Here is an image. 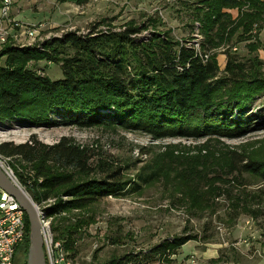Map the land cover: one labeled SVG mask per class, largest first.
Segmentation results:
<instances>
[{
    "label": "rangeland",
    "instance_id": "rangeland-1",
    "mask_svg": "<svg viewBox=\"0 0 264 264\" xmlns=\"http://www.w3.org/2000/svg\"><path fill=\"white\" fill-rule=\"evenodd\" d=\"M10 1L11 16L39 29L37 42L69 30L85 33L102 20L100 29L118 30L135 23L146 26L139 36L167 32L174 42L191 47L204 60H213L220 72L232 59L252 64L264 77V17L238 26L236 20L242 11L237 6H221L214 15L218 11L208 7V0ZM223 12L233 23L224 19L222 27L214 24L209 32L204 16L217 18ZM209 33L214 34L212 38ZM4 59L3 55L1 65ZM27 67L42 70L53 80L63 76L58 63L42 60L29 62ZM248 107L251 113L261 108L264 116V95L255 97ZM30 134L48 144L67 136L93 154L92 165L102 162L105 167H121L122 178H132L144 166L155 173V178L137 192L107 196L50 218H43L31 199L50 228L52 223L75 228V252L67 251L71 264H109L126 253H138L182 234H191L192 239L152 264H190L192 259L197 264L196 251L205 246L216 249L218 255L222 252L223 261L235 264H256L264 259V181L234 172L230 162L232 152L264 159V127L232 138H153L110 123L52 127L8 123L0 126V143L24 142ZM0 164L10 168L11 179L25 191L19 174H32L30 165L2 154ZM243 238H248V245L240 241ZM214 249H206L202 259L209 258ZM27 250L16 255V264H26ZM251 253L254 255L248 257ZM209 260L206 264H211Z\"/></svg>",
    "mask_w": 264,
    "mask_h": 264
},
{
    "label": "trees",
    "instance_id": "trees-1",
    "mask_svg": "<svg viewBox=\"0 0 264 264\" xmlns=\"http://www.w3.org/2000/svg\"><path fill=\"white\" fill-rule=\"evenodd\" d=\"M207 2L208 7L217 9L214 15L221 6H237L242 11L236 20L238 26L264 17V0ZM214 15L204 16L211 33L212 25L222 27L224 19L230 20L224 12L217 18ZM102 22L93 23L85 33L69 30L35 44L2 49L0 126L110 123L153 138H232L264 127L261 108L251 113L248 107L255 97L264 95V77L252 64L228 59L224 72H220L213 60H204L191 47L174 42L167 32L139 36L145 25L127 23L118 30L100 29ZM209 35L212 38L214 34ZM42 60L58 63L62 78L53 80L42 70L27 67L29 62ZM0 154L30 165L32 174H19V178L43 218L84 208L107 196L137 192L155 178L148 166L141 167L132 178H122L119 166L105 167L102 162L92 165L93 154L67 136L51 144L35 134L20 143L3 141ZM231 155L234 172L264 181V159L236 152ZM50 197L54 199L41 206ZM24 221L25 237L17 247L14 264L16 255L29 244L25 213ZM51 230L73 254L75 228L52 223ZM191 239V234L165 238L109 264H152ZM222 255L209 262L222 261Z\"/></svg>",
    "mask_w": 264,
    "mask_h": 264
},
{
    "label": "built area",
    "instance_id": "built-area-1",
    "mask_svg": "<svg viewBox=\"0 0 264 264\" xmlns=\"http://www.w3.org/2000/svg\"><path fill=\"white\" fill-rule=\"evenodd\" d=\"M10 5V0H0V66L1 58L3 57L1 51L5 46L31 45L38 41L39 29L30 27L11 16ZM0 167L6 174L10 171V168H4L1 164ZM8 176L10 177V174ZM248 223L249 221L247 220L246 224ZM41 231L45 264H71V259L68 257V252L62 241L54 238L49 222L44 219H41ZM24 237V211L13 196L0 189V264H14V255L17 247L23 242ZM240 241L246 245L249 243L248 238H243ZM252 255L254 253H251L248 257H252ZM190 264H196V261L192 259ZM211 264L235 263L222 260Z\"/></svg>",
    "mask_w": 264,
    "mask_h": 264
},
{
    "label": "water",
    "instance_id": "water-1",
    "mask_svg": "<svg viewBox=\"0 0 264 264\" xmlns=\"http://www.w3.org/2000/svg\"><path fill=\"white\" fill-rule=\"evenodd\" d=\"M0 188L13 196L24 211L28 223V250L26 264H45L41 215L36 204L0 167Z\"/></svg>",
    "mask_w": 264,
    "mask_h": 264
},
{
    "label": "crops",
    "instance_id": "crops-1",
    "mask_svg": "<svg viewBox=\"0 0 264 264\" xmlns=\"http://www.w3.org/2000/svg\"><path fill=\"white\" fill-rule=\"evenodd\" d=\"M184 245H185V244H184ZM182 246H183V245H182ZM208 248L214 249V248H212V247H210V246H205V248H203V249H197V251H196V256L199 258L197 264H206V261L209 260L210 258H216V257H217V255H218V254H217V250L214 249L216 252L213 250V252H211V255H210L209 258L202 259L203 255H204L205 252H206V249H208ZM177 256H178V255H177ZM187 261H189V260H187ZM256 264H264V259L258 260V261L256 262Z\"/></svg>",
    "mask_w": 264,
    "mask_h": 264
},
{
    "label": "bare ground",
    "instance_id": "bare-ground-1",
    "mask_svg": "<svg viewBox=\"0 0 264 264\" xmlns=\"http://www.w3.org/2000/svg\"><path fill=\"white\" fill-rule=\"evenodd\" d=\"M7 165V164H6ZM11 172V171H10ZM7 193V192H6Z\"/></svg>",
    "mask_w": 264,
    "mask_h": 264
}]
</instances>
